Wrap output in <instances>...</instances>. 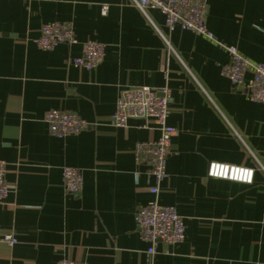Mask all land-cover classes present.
Instances as JSON below:
<instances>
[{"label":"crops","instance_id":"0c3cea01","mask_svg":"<svg viewBox=\"0 0 264 264\" xmlns=\"http://www.w3.org/2000/svg\"><path fill=\"white\" fill-rule=\"evenodd\" d=\"M207 5L213 40L167 30L158 11L144 15L129 0H0V160L11 187L0 233L17 239L0 244V264H264V103L221 76L229 57L220 46L264 64V0ZM52 22L71 23L77 43L37 49L41 26ZM88 40L104 45L92 70L70 64ZM131 86L167 89V124L176 129L157 199L183 219L185 239L158 243L152 256L134 215L153 201L155 183L133 151L160 133L143 120L110 123L119 91ZM50 110L88 126L52 137L43 120ZM211 162L253 169V181L208 178ZM64 167L82 175L76 195L64 191Z\"/></svg>","mask_w":264,"mask_h":264},{"label":"built area","instance_id":"2783aa9c","mask_svg":"<svg viewBox=\"0 0 264 264\" xmlns=\"http://www.w3.org/2000/svg\"><path fill=\"white\" fill-rule=\"evenodd\" d=\"M144 15L148 11H158L164 18L167 30L179 28L182 31L213 40L206 25L207 0H129ZM107 8L102 7V14ZM168 50V41L162 37ZM37 49L51 51L60 44H76L71 23L52 22L41 26L39 36L33 41ZM229 57V63L221 68V76L229 81L235 89L243 91L251 102L264 103V64L253 63L242 57L236 48L220 45ZM172 50V49H171ZM104 58V45L92 40L82 44L80 58L70 64L86 70L96 68ZM250 73L249 79L246 74ZM170 96L167 89L157 91L150 87H127L121 89L116 101L115 111L111 117V126L124 129L130 120H143V128L152 125L159 131L157 140L135 145L133 154L136 161L148 165V174L154 180L149 193L154 199L140 207L134 221L140 240L149 245L147 255L155 254L158 243L178 245L185 239V225L176 210L161 205L157 199L159 185L166 179L167 159L170 155L171 140L176 129L167 124ZM44 123L52 137L65 138L79 135L87 128V123L75 113L50 110L44 115ZM6 163L0 160V204L8 197L11 187L5 181ZM254 170L245 167L211 162L207 177L250 185ZM62 182L67 194L76 195L82 187V175L76 168L62 169ZM0 244L14 247L17 239L13 234L0 233ZM56 264H85L78 261L62 260Z\"/></svg>","mask_w":264,"mask_h":264}]
</instances>
